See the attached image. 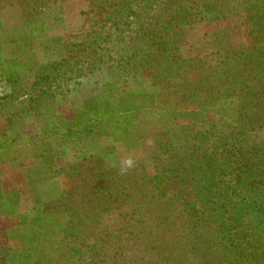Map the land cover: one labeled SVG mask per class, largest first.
<instances>
[{"label": "trees", "instance_id": "16d2710c", "mask_svg": "<svg viewBox=\"0 0 264 264\" xmlns=\"http://www.w3.org/2000/svg\"><path fill=\"white\" fill-rule=\"evenodd\" d=\"M65 1L0 0L24 19L5 40L0 20V264H264V0H85L84 31L39 40L34 25ZM236 16L250 44L214 63L181 55L183 27ZM140 73L153 90L124 86ZM27 117L39 133L22 144ZM148 139L154 175L106 169L113 149L100 145ZM72 147L79 157L60 164ZM15 162L26 187L52 188L25 214L3 184Z\"/></svg>", "mask_w": 264, "mask_h": 264}, {"label": "rangeland", "instance_id": "374dc122", "mask_svg": "<svg viewBox=\"0 0 264 264\" xmlns=\"http://www.w3.org/2000/svg\"><path fill=\"white\" fill-rule=\"evenodd\" d=\"M93 15V6L85 0H67L58 5L57 11L50 17L45 19L42 25L40 23L34 25L32 33L35 37L40 38L43 35L59 36L71 38L78 33L84 31L89 25V19ZM0 20L4 32L1 39L5 40L7 35L18 36L16 31L23 25V12L20 5L6 7L0 10ZM33 27V26H31ZM30 27V28H31ZM32 29V28H31ZM42 30V32H41ZM182 39L179 41L180 53L185 58L193 55L204 56L210 63L219 60L226 52L233 48L250 44L253 36L249 34L241 17H228L224 20L200 23L182 28ZM107 75L105 73L95 75L93 86L86 87L82 90L70 92L68 99L71 100L72 106L79 107L82 102L93 96L96 91L94 87L105 82ZM190 79L195 78L189 75ZM27 81V79H25ZM2 83H0L1 85ZM124 86L132 89L153 90L151 77L148 73H140L125 81ZM181 108V111H187ZM67 115L71 114V110L67 109ZM3 122L0 121V128ZM19 134L22 135L21 143L39 133V122L35 117H27L22 120L16 127ZM107 145L112 146V154L105 155V166L107 170H114L120 167H127L133 172H146L149 176L154 175V167L150 160L153 140L148 139L144 144L137 147H129L125 142L112 143L108 141L101 148ZM81 154L79 147L69 148L60 164L73 163ZM24 169L19 162L6 163L3 165L2 178L6 189L20 190V204L18 213L25 214L34 209L37 204L45 197V194L52 190L47 186L41 190H32L23 183ZM56 187L61 192H67L69 185L64 175L59 176L55 180ZM50 194V193H49ZM49 194L47 197H49ZM106 221L111 229H114L121 220V215L117 211H111L105 214ZM5 222H0V229H4ZM57 264H69L59 261Z\"/></svg>", "mask_w": 264, "mask_h": 264}]
</instances>
